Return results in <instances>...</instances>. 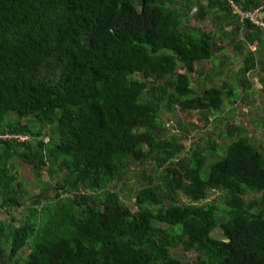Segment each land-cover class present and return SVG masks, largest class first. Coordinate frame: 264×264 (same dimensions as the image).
Segmentation results:
<instances>
[{
    "label": "trees",
    "instance_id": "obj_1",
    "mask_svg": "<svg viewBox=\"0 0 264 264\" xmlns=\"http://www.w3.org/2000/svg\"><path fill=\"white\" fill-rule=\"evenodd\" d=\"M231 3L244 12L264 6L0 0V264H264V149L221 116L216 138L230 140L223 155L216 138L188 150L181 141L186 127L210 124L192 113L248 104L244 95L254 93L249 74L259 61L248 47L264 48V30L240 21ZM197 7L198 25L187 24ZM226 42L243 58V94L224 78L225 55L219 70L196 67L215 62ZM192 74L221 86L194 92ZM259 83L264 94V74ZM163 109L184 113L180 134L167 135ZM256 122L264 128V119ZM16 160L30 167L38 194L27 197ZM130 174L147 185L123 198ZM211 192L223 206L208 201ZM218 228L223 239L212 236ZM179 247L200 258L177 259Z\"/></svg>",
    "mask_w": 264,
    "mask_h": 264
},
{
    "label": "rangeland",
    "instance_id": "obj_2",
    "mask_svg": "<svg viewBox=\"0 0 264 264\" xmlns=\"http://www.w3.org/2000/svg\"><path fill=\"white\" fill-rule=\"evenodd\" d=\"M195 3H200L201 5L205 6L207 5V0H193V4ZM198 7L194 9L193 11H190L189 13V20H186L187 24H190L192 26L198 25V21H195V13L197 12ZM234 14V13H233ZM235 15V14H234ZM206 24V25H205ZM204 26H209L208 23H205ZM220 37H218V40ZM226 47L228 43H225ZM248 50L253 51L256 54V58L259 66L257 70L249 74L251 82L254 84V93L252 96L250 95V98L248 95H244V99L248 98L250 101L248 104L237 101L234 103H226V105L223 107V109L219 111H214V112H194L193 117L195 118V121L200 123L202 120V115H206L209 118L210 124L206 123H201V128L198 129L197 131L193 130L190 126L186 127L188 130H186V133L181 130L183 126H185L184 122V113H182L180 110H176V112L171 113L167 109H163L162 111V117L165 123L168 125V130H167V135L172 136L174 134H184L185 137L182 139V143L185 145L186 149H190L191 147H196V145H204L206 137H213L216 138L218 133L216 131V126H223L220 122L216 121V118L218 116H221L223 118H226V122L228 124L234 123L244 126L246 129L250 131V138L253 139V142L256 143L261 149H264V128L260 127V122H258L257 126V121H260V119H264V94L262 92V87L259 83L260 77L264 74L262 67H264V48L260 49L257 46H251L248 47ZM225 55L227 57V60L229 62L230 69L226 76L224 77L225 80L227 78L228 82H232V84H235L237 82V73L241 66L243 65V58L238 56L237 53H235L232 49V47H227V49L218 56V59L214 60L215 62H210V61H200L197 62L196 67L198 70H202L203 74H206L207 72H214L216 70H219V59L221 56ZM234 56V57H233ZM182 68V67H180ZM214 70V71H213ZM192 78V88L194 89V92H202L203 90L210 89L211 87H220L221 86V81H214L213 83H203L202 81V76H194L193 74L191 75ZM243 94V90L238 87ZM10 117L13 118L15 117L14 114H10ZM256 125V126H255ZM180 140V139H179ZM216 142L220 143L221 148H220V155H223L225 153L227 145L230 143V140L222 137L220 139L216 138ZM193 144V145H192ZM207 159H208V164L207 166L211 165L212 163L215 162V158L210 155V152L207 151L206 153ZM16 168L19 171V178L20 181L24 184V191L28 194V198L32 197L36 194L39 193V183L34 179L33 173L30 169L29 166L25 164H21L19 160H16ZM136 169L139 171L141 169H146L148 172H151V170L148 169L147 166H142L139 167L136 165ZM207 172L205 170L204 174ZM46 180V178H43V181ZM126 183L125 192H120V194L125 197V193L127 195L129 194V190L133 185L137 186L138 188L145 187L147 183H136L134 178L132 177V174L124 181ZM118 185H112L111 189H117ZM120 188V186H119ZM216 199L217 203L221 206H223L224 203V198L218 194V192H211L210 193V198L208 201ZM182 203H189V200L187 198L182 199ZM206 201L200 202V204H205ZM130 204V203H129ZM22 209H20L21 212ZM18 211H13V214H17ZM8 215H5L4 218L7 219ZM167 227V225H164ZM177 232H181L182 228L180 225L176 226ZM212 236L218 239H223V235L221 230L218 228L212 232ZM30 253V250L27 248L25 249L23 256H26ZM174 257L177 259H180L185 262H193L196 261L197 259L200 258V254L197 251L193 252H186L183 250L182 247L176 248L173 251Z\"/></svg>",
    "mask_w": 264,
    "mask_h": 264
},
{
    "label": "built area",
    "instance_id": "obj_3",
    "mask_svg": "<svg viewBox=\"0 0 264 264\" xmlns=\"http://www.w3.org/2000/svg\"><path fill=\"white\" fill-rule=\"evenodd\" d=\"M232 4V3H231ZM231 8L233 10V13L238 16L240 21L245 22L249 21L253 25L260 27L262 30H264V21H262V15L264 13V6L258 8L255 11L252 12H244L240 10L236 5L232 4ZM3 140H15L18 142H26L30 138L27 135L23 134H15V133H3L1 136Z\"/></svg>",
    "mask_w": 264,
    "mask_h": 264
},
{
    "label": "crops",
    "instance_id": "obj_4",
    "mask_svg": "<svg viewBox=\"0 0 264 264\" xmlns=\"http://www.w3.org/2000/svg\"><path fill=\"white\" fill-rule=\"evenodd\" d=\"M224 45H226V44H224ZM234 57V56H233ZM229 63V62H228ZM181 69H183L184 70V68L182 67ZM229 69H230V66H229ZM229 71V70H228ZM228 73V72H227ZM226 81H227V78H226ZM228 82V81H227ZM233 85H235V87L236 88H238L239 86H238V84H237V82L235 83V84H233ZM240 93H241V91H240ZM241 101V100H240ZM237 102V101H236ZM242 102V101H241ZM226 125V124H225ZM225 125H224V127H225ZM223 131V129H221L218 133H220V132H222Z\"/></svg>",
    "mask_w": 264,
    "mask_h": 264
},
{
    "label": "flooded vegetation",
    "instance_id": "obj_5",
    "mask_svg": "<svg viewBox=\"0 0 264 264\" xmlns=\"http://www.w3.org/2000/svg\"><path fill=\"white\" fill-rule=\"evenodd\" d=\"M234 124H235V122H234ZM227 125H228V123H227ZM209 138V137H208Z\"/></svg>",
    "mask_w": 264,
    "mask_h": 264
},
{
    "label": "water",
    "instance_id": "obj_6",
    "mask_svg": "<svg viewBox=\"0 0 264 264\" xmlns=\"http://www.w3.org/2000/svg\"><path fill=\"white\" fill-rule=\"evenodd\" d=\"M218 34H220L219 32H218ZM183 70V69H182Z\"/></svg>",
    "mask_w": 264,
    "mask_h": 264
}]
</instances>
